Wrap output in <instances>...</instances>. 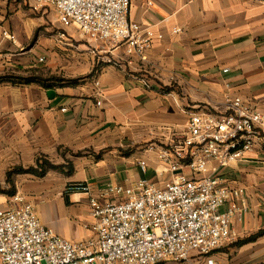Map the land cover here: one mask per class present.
<instances>
[{"label": "crops", "instance_id": "0c3cea01", "mask_svg": "<svg viewBox=\"0 0 264 264\" xmlns=\"http://www.w3.org/2000/svg\"><path fill=\"white\" fill-rule=\"evenodd\" d=\"M51 12L34 11L32 0H0V77H40L47 61L54 78L0 81V186L8 185L9 170L36 166L42 157L63 166L44 178L14 176L16 193H0V209L17 207L21 198L46 227L84 242L95 236L90 202L100 191L171 180L159 150L186 134L192 113L222 114L228 98L241 97L264 114V0H134L130 19L164 35L143 57L101 50L75 29L69 31L76 38L58 32ZM140 161L148 163L146 173ZM217 176L226 187L245 189L236 241L209 256L164 264H264V137ZM79 182L91 194L67 192Z\"/></svg>", "mask_w": 264, "mask_h": 264}, {"label": "built area", "instance_id": "2783aa9c", "mask_svg": "<svg viewBox=\"0 0 264 264\" xmlns=\"http://www.w3.org/2000/svg\"><path fill=\"white\" fill-rule=\"evenodd\" d=\"M133 1L32 0V8L54 11L64 30L75 29L101 50L123 48L127 55L143 57L164 35L130 19ZM4 36L15 40L8 32ZM227 102L222 114L192 113L186 134L159 150L162 166L172 174L164 186L142 179L131 188L109 186L92 197L93 238L64 239L41 222L32 204L15 198L17 207L0 209L2 264H164L192 253L209 256L234 243L233 225L246 212L245 189L224 186L217 173L255 150L264 137V114L241 97ZM139 167L146 173L148 163L140 161ZM67 192L91 194V187L79 182Z\"/></svg>", "mask_w": 264, "mask_h": 264}, {"label": "trees", "instance_id": "16d2710c", "mask_svg": "<svg viewBox=\"0 0 264 264\" xmlns=\"http://www.w3.org/2000/svg\"><path fill=\"white\" fill-rule=\"evenodd\" d=\"M54 78H50L47 80H44L40 77H29V78H22V77H11V76H6V77H0V81H9V80H14V81H19V82H26V83H32V82H49L50 80H53ZM63 166L60 165H55L52 162H50L48 159L42 157L37 160L36 166H31V167H14L13 169L9 170L7 173V184L9 186V190H4L2 187H0V193L7 194L9 196H13L16 193V188H15V183L13 181L14 176L16 175H34L40 178H44L50 171H61ZM73 169L71 168V172Z\"/></svg>", "mask_w": 264, "mask_h": 264}, {"label": "rangeland", "instance_id": "374dc122", "mask_svg": "<svg viewBox=\"0 0 264 264\" xmlns=\"http://www.w3.org/2000/svg\"><path fill=\"white\" fill-rule=\"evenodd\" d=\"M47 14H46V16H49L50 14H52V12H51V10H48L47 12H46ZM54 15V14H53ZM57 26H58V29H57V31L59 32V31H61V30H59L60 28H62L61 26H60V24H59V22H57ZM66 30H68L69 31V29H66ZM62 32H64V31H62ZM70 32V31H69ZM79 34V33H78ZM77 34V35H78ZM70 35H71V37L72 38H76L77 36H76V33H74V32H70ZM46 63H47V61H46ZM44 64V66H42V68H41V70L39 71L40 72V78H42V79H44V80H47V79H50V71L48 70V66H47V64ZM35 77H37V76H35ZM39 178V177H38ZM1 187V186H0ZM6 187V188H5ZM5 187H2V189H4V190H9V186L7 185V186H5ZM37 212V211H36ZM37 215H38V217L40 218V216H39V214H38V212H37ZM40 220H41V218H40Z\"/></svg>", "mask_w": 264, "mask_h": 264}, {"label": "water", "instance_id": "95a60500", "mask_svg": "<svg viewBox=\"0 0 264 264\" xmlns=\"http://www.w3.org/2000/svg\"><path fill=\"white\" fill-rule=\"evenodd\" d=\"M48 95H49L50 98H52V96L55 95V92H54V91H50V92L48 93Z\"/></svg>", "mask_w": 264, "mask_h": 264}]
</instances>
